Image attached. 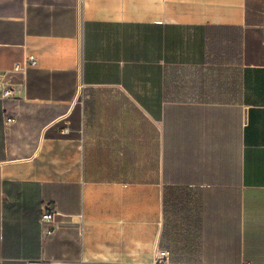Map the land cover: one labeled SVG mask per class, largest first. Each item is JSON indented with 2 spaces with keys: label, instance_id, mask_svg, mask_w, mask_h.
<instances>
[{
  "label": "crops",
  "instance_id": "0c3cea01",
  "mask_svg": "<svg viewBox=\"0 0 264 264\" xmlns=\"http://www.w3.org/2000/svg\"><path fill=\"white\" fill-rule=\"evenodd\" d=\"M28 56L0 264H164L169 230L176 264H264V0H0V72Z\"/></svg>",
  "mask_w": 264,
  "mask_h": 264
},
{
  "label": "built area",
  "instance_id": "2783aa9c",
  "mask_svg": "<svg viewBox=\"0 0 264 264\" xmlns=\"http://www.w3.org/2000/svg\"><path fill=\"white\" fill-rule=\"evenodd\" d=\"M36 66V60L33 56H28L22 62H17L13 64L10 70L0 72V100H7L14 96V86L11 82V78L15 74H24L27 69ZM7 123L12 122L11 119L6 120ZM68 129H64V133H67ZM58 213L51 207L46 206L45 210L42 212L41 217L39 219V224L44 232L46 237H49L53 234L54 228L49 226ZM158 257L160 262L167 264L169 259V252L165 250H160L158 252ZM86 264V263H83Z\"/></svg>",
  "mask_w": 264,
  "mask_h": 264
},
{
  "label": "rangeland",
  "instance_id": "374dc122",
  "mask_svg": "<svg viewBox=\"0 0 264 264\" xmlns=\"http://www.w3.org/2000/svg\"><path fill=\"white\" fill-rule=\"evenodd\" d=\"M170 227H172L171 224ZM186 234V232L179 233L173 230L166 231L161 249L169 252L168 264L185 263L188 261V256L194 252V247H184L179 241V235Z\"/></svg>",
  "mask_w": 264,
  "mask_h": 264
}]
</instances>
